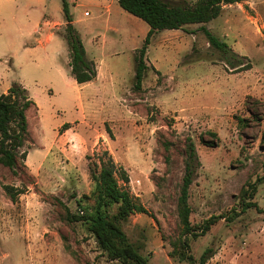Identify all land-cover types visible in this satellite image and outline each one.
<instances>
[{
	"label": "rangeland",
	"instance_id": "rangeland-1",
	"mask_svg": "<svg viewBox=\"0 0 264 264\" xmlns=\"http://www.w3.org/2000/svg\"><path fill=\"white\" fill-rule=\"evenodd\" d=\"M1 2L0 93L18 81L33 105L16 166L0 163V264H124L98 246L89 220L74 217L96 215L90 163L104 150L147 209L122 223L129 241L148 264H189L171 256L181 235L176 205L187 136L199 160L190 222L217 217L204 235L189 237V254L198 260L210 247L206 264H264V0L225 4L207 23L154 32L139 88L134 55L149 26L117 0H68L99 74L87 84L70 73L58 33L67 25L61 0ZM201 26L236 56L212 46ZM252 182L248 200L257 206L234 216L241 188ZM3 185L20 191L15 201Z\"/></svg>",
	"mask_w": 264,
	"mask_h": 264
},
{
	"label": "trees",
	"instance_id": "trees-1",
	"mask_svg": "<svg viewBox=\"0 0 264 264\" xmlns=\"http://www.w3.org/2000/svg\"><path fill=\"white\" fill-rule=\"evenodd\" d=\"M242 1L244 0H196L190 5L183 2L170 3L165 0H117L122 9L142 19L149 26L142 46L134 55L135 87L139 88L141 85L147 67L144 56L149 39L154 32L183 28L186 24L207 23L220 15L223 5ZM61 7L67 25L64 32L59 33L63 36L68 50L71 76L78 84L90 82L97 74L95 63L86 57L80 36L71 24L68 1L61 0ZM201 30L206 34L212 46L222 51L223 54L228 51L230 55L236 56L206 27L201 26ZM245 66L244 64L237 68H241L240 70L248 68ZM31 105L33 101L29 98L27 89L17 81H13L5 92L0 93V163L10 169L16 166L17 149L24 144L27 134L26 110ZM244 120V118L240 119L241 122ZM66 127L67 124L62 125V128ZM212 134L215 135V133ZM201 139L209 146L214 143ZM164 146L167 149V144ZM186 150L187 156L184 159V172L176 205L181 235L172 245L171 256L186 260L189 264H206L214 254L212 248H205L196 260L193 255L189 254V237L196 238L204 235L215 223L217 217L210 216L197 226L190 222L189 187L193 182L196 168L199 166V160L195 145L189 136L186 137ZM90 176L95 184L91 195L96 201V215L74 216L75 219L90 221L87 229L94 235L98 246L106 252L109 259L121 261L124 264H148V257L139 252V246L129 241L122 228V223L132 214L147 213V209L128 190V174L122 167L115 164L107 150H104L101 155H98L96 161L90 163ZM262 179L258 178L257 181ZM3 188L11 200L15 201L20 191L9 185H3ZM255 191L256 182L248 183L247 186L241 188V207L238 212L235 211L234 216H238L247 208L257 206L255 202L248 200L253 197ZM111 204H116L115 210L104 212L105 208Z\"/></svg>",
	"mask_w": 264,
	"mask_h": 264
},
{
	"label": "crops",
	"instance_id": "crops-1",
	"mask_svg": "<svg viewBox=\"0 0 264 264\" xmlns=\"http://www.w3.org/2000/svg\"><path fill=\"white\" fill-rule=\"evenodd\" d=\"M68 1V0H67ZM245 1V0H244ZM9 2V0H2V2L1 3H8ZM239 3H241V2H235V3H231V4H226V5H229V6H232V5H235V4H237V5H239ZM85 14H86V12H85ZM59 33V32H58ZM60 34V33H59ZM68 51V50H67ZM69 69H70V66H69ZM98 72H97V75H96V77L93 79V80H95L97 77H98ZM92 80V81H93ZM18 82V81H17ZM91 82V81H90ZM20 83V82H19ZM88 83V82H87ZM87 83H83V84H87ZM28 110V109H27Z\"/></svg>",
	"mask_w": 264,
	"mask_h": 264
}]
</instances>
